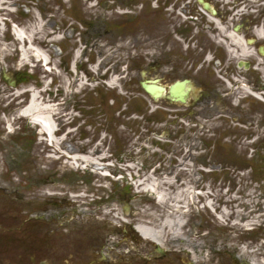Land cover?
Here are the masks:
<instances>
[{
  "label": "rangeland",
  "instance_id": "1",
  "mask_svg": "<svg viewBox=\"0 0 264 264\" xmlns=\"http://www.w3.org/2000/svg\"><path fill=\"white\" fill-rule=\"evenodd\" d=\"M209 1L236 21L264 25V0ZM0 3V204L9 206L15 234L31 218L37 242L39 206L54 198L71 210L89 258L100 246L111 264L155 255V243L133 225L173 213L181 225L176 236L165 231L167 257L157 264H264V64L238 68L256 59L230 56L221 34L222 57L202 66L198 0ZM171 59H186L172 76ZM157 76L165 85L193 78L195 95L201 84L211 89L218 109L193 123L144 91L140 81ZM238 78L262 97L245 95ZM35 102L40 119L58 127L54 143L19 114Z\"/></svg>",
  "mask_w": 264,
  "mask_h": 264
},
{
  "label": "flooded vegetation",
  "instance_id": "2",
  "mask_svg": "<svg viewBox=\"0 0 264 264\" xmlns=\"http://www.w3.org/2000/svg\"><path fill=\"white\" fill-rule=\"evenodd\" d=\"M217 7V5H216ZM219 11L218 18L211 17V13H204L201 11V54L198 55V61L205 63H217L222 57L221 52L217 55L218 45L216 38L218 36V30L216 26L217 20L221 22L225 27L234 29L240 25L242 34L246 39L250 38V35L254 32L257 24L253 19L246 16H241L240 21H236L235 18L230 17L229 14L225 15ZM232 18V22L228 19ZM210 42H208V36ZM255 51L259 52L260 43L258 40L254 41ZM226 56V55H225ZM227 57V56H226ZM185 61H178L171 59L167 61L165 65L170 66L169 75H176L178 71H182L185 66ZM189 62V59H187ZM248 69L254 68L255 63L248 61ZM238 64V63H237ZM202 68V67H201ZM186 77H183L184 79ZM191 78V77H190ZM193 82L195 80L191 78ZM201 84V83H200ZM211 89H207L200 85V94L190 95L186 103L169 102V105L174 107V110H183V116L190 117L194 122L198 121L201 116H208L213 113L214 108L219 102L215 101L217 95L212 94ZM218 100V99H217ZM215 103H214V102ZM215 109H218L217 107ZM9 206L6 203L0 204V264H111L106 256L99 252L102 246L95 250L96 255H100L96 258H89L88 247L84 244H78L76 241L77 233L75 234L72 229V212L71 210L65 211L61 209V205L55 203L54 198H50L48 202H44V205L39 206L37 222H38V238L37 242L34 241V237L31 239L30 234V219L18 230L20 234L14 233L13 226L11 225V218H9V209L5 208ZM66 213V216L64 215ZM27 224V226H26ZM26 226V227H25ZM31 236V237H30ZM31 239V243L29 241ZM14 244L15 248L14 249ZM78 245L80 249H78ZM86 247V248H83ZM32 249L36 253H33V259H30L29 250ZM16 252L14 253V251ZM167 257V256H166ZM99 258L100 262H95V259ZM165 257L161 255H140L137 257L139 263L137 264H157ZM94 259V260H93Z\"/></svg>",
  "mask_w": 264,
  "mask_h": 264
},
{
  "label": "bare ground",
  "instance_id": "3",
  "mask_svg": "<svg viewBox=\"0 0 264 264\" xmlns=\"http://www.w3.org/2000/svg\"><path fill=\"white\" fill-rule=\"evenodd\" d=\"M0 5H1V3H0ZM0 10H3V8L0 7ZM242 11L243 10L240 9L238 12L241 14ZM211 17L216 18L213 14H211ZM1 20H2V18L0 16V22H2ZM216 23H217L216 24L217 30L219 32L218 36H220L221 34L225 35L227 40H228L226 47H227V50H228L230 56H233L236 58H245V57L254 56L256 54L255 50L247 44L246 38L244 35H241L235 29L225 27L218 20ZM19 31H20L19 28H16L18 40L21 42H24L25 41V34L22 32H19ZM255 33L258 36V38L264 39V27L263 26L256 27ZM220 40H223V38L220 37ZM262 64H264V59L262 57L261 58L257 57L256 67L261 68L260 65H262ZM237 80H238V84H239V85L237 84L238 87L239 86L241 87V89H242V91H244L243 93L245 95H247V93H249V94L257 96L259 98L262 97L261 92L254 90L252 87L248 86V84L244 83L240 78H238ZM49 111H51V110H49ZM40 112H43L42 107L37 102L32 103L30 106H28L26 109L23 110L24 114L31 115V117L36 115V117L34 118V120L35 121L37 120V122H38L36 124H41L40 127H41L42 133L47 138L50 135V137L53 138L52 141L54 143L55 128L49 127L50 125L46 124L45 122H44L45 125H43V123L41 121L42 119H40ZM79 157L85 162L88 161V162H91L92 164H96V163L99 164V162L96 159L92 158L91 156H85V157L79 156ZM165 199L166 200L163 199L165 202L169 201V200H167V198H165ZM163 200L161 202H164ZM172 214L173 213L166 215V218H164L162 223H159V224L152 225V224L138 223L136 225V230L145 239H148V240H151L155 243L163 245V236H164L165 231H168V233L171 234L172 236H176L177 233L175 232L174 227L176 225L177 226L181 225L179 223V218L176 219L175 221L172 220V217H171Z\"/></svg>",
  "mask_w": 264,
  "mask_h": 264
},
{
  "label": "water",
  "instance_id": "4",
  "mask_svg": "<svg viewBox=\"0 0 264 264\" xmlns=\"http://www.w3.org/2000/svg\"><path fill=\"white\" fill-rule=\"evenodd\" d=\"M200 2L204 3L205 7L209 9V4L204 2V0H199ZM215 12V10H213ZM261 52L264 53L263 49ZM159 79H145L141 81L142 87L154 98L161 97L167 91L166 87L163 85L158 84ZM189 80L185 81H177L169 88V95L168 97L172 100H180L182 102L186 101L187 90H190V87L186 90V83H189ZM158 251L163 252V249L160 246H157Z\"/></svg>",
  "mask_w": 264,
  "mask_h": 264
}]
</instances>
